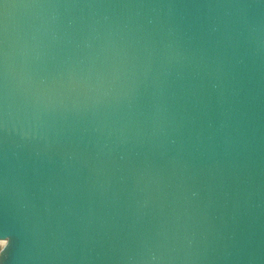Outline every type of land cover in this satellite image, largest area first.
Listing matches in <instances>:
<instances>
[{"label": "water", "instance_id": "water-1", "mask_svg": "<svg viewBox=\"0 0 264 264\" xmlns=\"http://www.w3.org/2000/svg\"><path fill=\"white\" fill-rule=\"evenodd\" d=\"M0 264H264V0H0Z\"/></svg>", "mask_w": 264, "mask_h": 264}, {"label": "snow or ice", "instance_id": "snow-or-ice-1", "mask_svg": "<svg viewBox=\"0 0 264 264\" xmlns=\"http://www.w3.org/2000/svg\"><path fill=\"white\" fill-rule=\"evenodd\" d=\"M6 246L5 242L0 241V249H4Z\"/></svg>", "mask_w": 264, "mask_h": 264}, {"label": "clouds", "instance_id": "clouds-1", "mask_svg": "<svg viewBox=\"0 0 264 264\" xmlns=\"http://www.w3.org/2000/svg\"><path fill=\"white\" fill-rule=\"evenodd\" d=\"M6 247H7V245L5 246L4 249H0V254H2L5 251Z\"/></svg>", "mask_w": 264, "mask_h": 264}, {"label": "bare ground", "instance_id": "bare-ground-1", "mask_svg": "<svg viewBox=\"0 0 264 264\" xmlns=\"http://www.w3.org/2000/svg\"><path fill=\"white\" fill-rule=\"evenodd\" d=\"M0 241L5 242L4 240H0Z\"/></svg>", "mask_w": 264, "mask_h": 264}]
</instances>
